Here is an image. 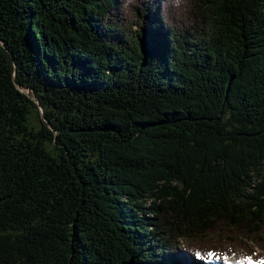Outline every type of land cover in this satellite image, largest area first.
<instances>
[{
    "label": "trees",
    "instance_id": "trees-1",
    "mask_svg": "<svg viewBox=\"0 0 264 264\" xmlns=\"http://www.w3.org/2000/svg\"><path fill=\"white\" fill-rule=\"evenodd\" d=\"M236 248L264 260V0H0V264Z\"/></svg>",
    "mask_w": 264,
    "mask_h": 264
},
{
    "label": "rangeland",
    "instance_id": "rangeland-1",
    "mask_svg": "<svg viewBox=\"0 0 264 264\" xmlns=\"http://www.w3.org/2000/svg\"><path fill=\"white\" fill-rule=\"evenodd\" d=\"M257 251L260 252L259 250ZM246 257H251L248 250H245L243 248H236L233 249L228 256L212 258L210 259V262H207L206 264H252V262H255V264H259L260 262V260L257 258L251 257L255 260H258L256 262L252 259L250 261L249 259H246Z\"/></svg>",
    "mask_w": 264,
    "mask_h": 264
},
{
    "label": "snow or ice",
    "instance_id": "snow-or-ice-1",
    "mask_svg": "<svg viewBox=\"0 0 264 264\" xmlns=\"http://www.w3.org/2000/svg\"><path fill=\"white\" fill-rule=\"evenodd\" d=\"M196 258H199L200 253L196 252L195 253ZM246 259H249L251 261V257H246ZM252 264H255V262H252ZM259 264H264V260L260 261Z\"/></svg>",
    "mask_w": 264,
    "mask_h": 264
},
{
    "label": "water",
    "instance_id": "water-1",
    "mask_svg": "<svg viewBox=\"0 0 264 264\" xmlns=\"http://www.w3.org/2000/svg\"><path fill=\"white\" fill-rule=\"evenodd\" d=\"M26 94H28V92L27 91H24Z\"/></svg>",
    "mask_w": 264,
    "mask_h": 264
}]
</instances>
